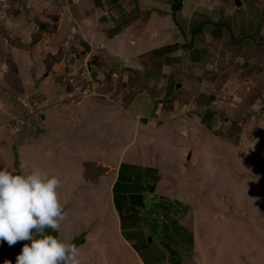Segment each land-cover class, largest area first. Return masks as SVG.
Segmentation results:
<instances>
[{"label": "crops", "instance_id": "1", "mask_svg": "<svg viewBox=\"0 0 264 264\" xmlns=\"http://www.w3.org/2000/svg\"><path fill=\"white\" fill-rule=\"evenodd\" d=\"M2 4L0 40L4 42L0 41V52L13 51L20 56V62L19 67L13 63L15 80L7 85L1 77L8 59L0 57V114L8 121L0 124V168L14 173L24 170L19 153L22 148L24 153L40 150L39 165L47 171L43 167L48 150L34 144L35 139L13 140L14 122L21 125L28 120V114H36L39 107L50 103L49 95L58 96L51 77L56 67L40 62L38 54L48 46L55 45L53 51L60 49L77 26V37L86 46L81 53H88L93 46V53L86 56L92 57L91 73L97 77L102 72L107 83H111L112 77L107 73L108 65L121 73L115 75L119 77L113 84L117 89L108 110L84 104L78 108L77 116L70 112V118L78 120L84 112L93 113V117L98 115V120H104L111 128L113 122H118L122 130L128 124L119 118L114 120L110 114L120 111L140 130H168L177 139L165 144L171 137L163 140L168 135H160L159 147L175 150L179 162L175 166L179 176L176 178L174 167L168 169L169 177L160 167L168 165L171 159L151 157L148 161L147 156H140V160L134 157L126 161V152L138 141L134 142V136L122 144L119 155L109 153L106 146L96 151L99 155L89 165L97 177H108L103 182L105 186L112 178L108 207L113 216L109 222L100 221L103 225L91 227L94 231L89 235L100 231L109 239L114 231L118 243L116 249L109 251L102 250L108 243L91 250L95 249L98 257L106 251L113 264H127L128 255L136 264H207L196 249L198 222L203 220L197 217L204 212L199 204L193 213V200L199 194H192L193 184H198L199 192L206 191L209 184L203 183V174L207 170L208 176L212 172L218 175L214 180L219 185L233 184L237 192L245 185L250 188V183L259 184L258 177L264 183L263 173L245 167L250 166L247 161L252 160L254 146L264 145V141L257 139L264 129V0H80L73 4L64 0H9ZM34 37L39 39L29 48ZM86 38L93 41L90 48ZM103 48L106 51L102 58L99 54ZM54 55L57 54L48 52L45 59ZM4 90L14 94L15 105L2 97ZM107 94L112 96L109 90ZM28 105L35 112L16 114L21 106L25 111ZM119 105L126 109L121 110ZM88 107L90 111L86 110ZM243 126L249 130H243ZM42 134L37 137L46 141ZM13 145L17 146L12 149ZM213 161L216 164L210 168ZM84 174L86 179L91 176ZM241 177L246 179L241 181ZM229 197L227 202L233 203L235 199ZM246 220L238 218L237 228H233L238 230L234 237L238 238L239 249L228 250L230 257H239L240 264H264V246L255 239L260 222ZM220 224L225 225L228 233L234 222L226 219ZM88 238L83 236L84 246ZM21 243L8 245L7 253ZM5 256L6 250L0 246V264L5 263ZM10 264L15 262L10 260Z\"/></svg>", "mask_w": 264, "mask_h": 264}, {"label": "rangeland", "instance_id": "2", "mask_svg": "<svg viewBox=\"0 0 264 264\" xmlns=\"http://www.w3.org/2000/svg\"><path fill=\"white\" fill-rule=\"evenodd\" d=\"M8 1L9 0H0V7L3 6L2 2ZM21 1L25 2L26 0ZM64 1L67 2V0ZM71 4H73V2ZM62 18H64V16H62ZM35 20L38 21V16L35 17ZM77 35L78 27L75 26V28H72V35L69 36L68 39L66 38L62 45L59 43L61 46L60 49L56 48L53 51L55 45H53V48L48 46L43 49L44 51L41 50V55L38 54V56L42 58L40 62L45 61L48 67L52 64V62L55 63L52 64L56 67V69H54L55 71L51 77H53V80L55 81V88L58 90V96L55 98L54 96L49 95V98H51L50 103H47L45 106L46 108L39 107L41 109H39L36 114L32 113L35 112V109H31L29 105L28 107L31 110L26 107L24 111L23 106H21V110H19V112L15 111L18 115L19 113L20 115L21 113L27 115L29 112L32 114H28V120H25L24 123L19 126L14 122L16 130L13 129V132L15 131V135L12 138L13 140L19 137L31 140L35 139L34 144L41 147L43 151L48 150L47 160L44 162L45 165L43 168L47 169L50 175L58 176L62 181L59 189L60 200L67 212V217L61 222V227L58 232H54L51 229H46V232L50 234L56 233V236L60 239L75 244L79 249L81 264H113L106 251H101V256L98 257L96 256L97 251L95 249H91L97 246L98 248H102L104 243H108V247L103 246L102 250H104V248L107 251L116 249L115 246L118 242L115 240L117 237H113L115 236V232L111 231V235L109 234L111 237L109 239H107L108 237H104L100 231H95L92 235H89L91 231H94L91 227L96 224H100L101 226L103 225L102 223L105 224L109 222L113 216L110 208L108 207V204L111 202L110 184L112 178H110L109 182L106 183V186L103 182L106 181L108 177L103 176L101 179L97 177V173L94 171L91 173L88 172L91 176L86 179L84 174L86 173L85 165L96 160V154L99 155L96 151H102L99 149L104 148L105 146L109 149V153L117 152L119 155L122 150V144L134 136V142L137 139L138 141L135 142V145L130 151L126 152V161L130 160V158L133 159L134 157L140 160V156H147L148 161L151 157H154L155 159H171L168 165H160V167L163 169V172L166 171L164 174H166L167 177H169L167 174L168 169L174 167L172 168L174 172L173 175L177 178L179 177L177 176L178 168L175 166L179 163L177 161L178 154L175 150L167 148L168 146L162 148L161 145V147H159L161 141L157 140L160 138V135L167 134L168 136L163 137V140L164 138L168 139L170 136V141L165 140V144H170L172 139L175 141L177 137H172L168 130L166 132H161L160 129L155 130L146 128L140 130V126L136 127L133 123H129L120 111H114L115 113L109 112L111 116L114 117V120L119 118L122 123L128 124V126L122 130L118 128V122H113L111 128L104 122V120L99 121L98 115L93 117V113L84 112V114L79 115L78 120L70 118L72 116L70 112L73 113L74 116H77L78 108L84 104H91L93 109L94 107H105V109L108 110L106 107H110V104H112L115 99L113 92L117 89V87L113 86V84L115 85V83H117V79L119 78L115 75L121 73L118 72L116 68H111L112 66L108 65L109 67L107 69L109 72H106L109 74L111 73L110 75L114 78L113 79L111 77V83H107L105 75L102 74V72L99 75L97 74V77H95L94 74L91 73L93 69L90 66L92 57H86L87 54L93 53V46H91V51L82 54L81 50L86 46L82 44V41L77 37ZM48 37L44 36V38ZM85 43L88 45L87 47L91 44L93 45V41L91 39L86 38ZM100 49H102V47ZM105 51L106 49L103 48L100 52L101 54H99L102 58L104 57L103 55ZM11 52H6L5 50L0 52V57L8 59V64L2 69L3 77H1V80L4 79L5 83L7 82V85L15 80V69L13 67V63L17 64L15 65L16 67H19L18 65L20 62V56L18 57L16 53L14 54L13 51ZM48 52H52L57 55L49 58L53 60H46L45 57ZM79 53L81 54L79 55ZM95 56L96 54L94 53L93 59ZM55 58H59V61L55 62ZM35 65H37V63ZM108 84L110 85V88ZM108 90L112 93L113 98L112 96H108ZM2 95V97H5L9 104L12 103L15 105L14 101L16 100L12 92L4 90ZM235 107L238 106L235 105ZM118 108L121 110L126 109L125 106L123 107L120 105ZM86 110L90 111L89 107L86 108ZM52 111L55 113H52ZM42 115L46 119L44 118L43 120ZM87 116H91L92 119L90 117L87 119ZM107 117L108 113L105 114V119ZM5 119H7L5 118V115L0 114V124L8 123V121L5 122ZM250 123L251 121H249V125H251ZM14 125L11 126L14 128ZM245 128L249 130L247 126H243V130ZM41 132H44L41 137L44 138L46 136V141L37 137L40 136ZM258 132H260L259 129H257V133ZM94 133L97 135L95 138L93 136ZM85 134L86 136H84ZM257 139H261L262 142L264 141V129H262L261 133L258 134ZM104 142H111L112 144H105ZM17 145H13L12 149ZM254 147L256 151H254V154L252 155V160L247 161L250 166L245 167L246 169L249 168L250 171L252 170L253 172L258 171V173H263L264 176V158L260 159V154L264 155V149H261L264 148V145L261 146L256 144ZM37 149L39 148L37 147ZM232 151L234 152V150ZM39 152L40 150L36 153H24L23 149H20L19 153L23 158V172L26 173L30 171L33 166L40 167V163L38 161L40 157ZM254 158L256 161H254ZM98 159H100L99 156ZM96 162L98 163V161ZM116 162L117 161L115 160L113 163ZM209 163H211V161ZM215 164L216 162L213 161L210 168H212ZM207 171L203 174V183L207 182L209 184L207 190L199 192L198 190L200 189L198 184H193L192 186V194L199 193L193 200V213L197 212L196 208L199 204L203 206V210L201 211L204 212L203 216L197 217L198 219L203 220L198 222L200 231H196V249L202 255V261H206L207 264H240V258L230 257L228 252V250L239 249L237 241L238 238L234 237L237 235L236 232H238V230H233V228H237L238 218L245 220L247 218H252L253 221L260 222V224L258 223L256 225L257 233L255 239L258 244L264 246V183L262 180H259L260 177H258L257 183L259 184L254 185V183H250V188L245 185V187L241 188V190H238L239 192H237V188L234 187L235 185L230 183H226V185L223 186L219 185V181L214 180L218 175H213V172L211 171L212 176H208ZM114 177L115 173L113 174V178ZM242 179L245 180L246 178L241 177L240 180L242 181ZM212 181H214L213 184H211ZM230 195L235 199L233 203L227 202L230 199ZM223 205L229 206H225L224 208ZM226 219L234 222V225L228 230V233L223 227L225 225L223 224L222 226L220 224L221 220ZM100 221L102 223H99ZM225 224H228V222L226 221ZM83 236H89L88 242L85 246L83 245V242L85 241ZM0 246L6 250L4 264H10V260L14 261L16 264V257L20 254V247L23 245H20V247H11L9 250L11 254L7 253L9 246L6 241L1 242ZM125 260L128 262L127 264H136L133 258L129 255ZM116 261L114 263H117Z\"/></svg>", "mask_w": 264, "mask_h": 264}, {"label": "clouds", "instance_id": "3", "mask_svg": "<svg viewBox=\"0 0 264 264\" xmlns=\"http://www.w3.org/2000/svg\"><path fill=\"white\" fill-rule=\"evenodd\" d=\"M61 184L58 176L37 166L26 173L0 168V242L12 246L22 241L16 264H81L75 244L46 232H58L67 217Z\"/></svg>", "mask_w": 264, "mask_h": 264}, {"label": "trees", "instance_id": "4", "mask_svg": "<svg viewBox=\"0 0 264 264\" xmlns=\"http://www.w3.org/2000/svg\"><path fill=\"white\" fill-rule=\"evenodd\" d=\"M177 8H178V7H176L175 9H177ZM38 39H39V37H34L33 43H32L31 45H29V48H31L33 45H35V43H37ZM20 47H24V46H21V45H20ZM67 47H68V46H67ZM23 49H24V48H23ZM56 61H59V58H55V62H56ZM52 64H55V63L52 62ZM52 64H50L49 67H51ZM87 165H88V167L86 166V172H92V171H94L93 168L90 167V166H92L91 164H90V165L87 164ZM91 168H92V171H91ZM51 234L55 236L56 233H51Z\"/></svg>", "mask_w": 264, "mask_h": 264}]
</instances>
